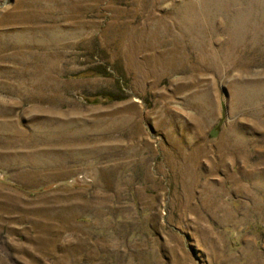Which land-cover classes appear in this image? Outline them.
Returning <instances> with one entry per match:
<instances>
[{"label": "rangeland", "instance_id": "374dc122", "mask_svg": "<svg viewBox=\"0 0 264 264\" xmlns=\"http://www.w3.org/2000/svg\"><path fill=\"white\" fill-rule=\"evenodd\" d=\"M0 264H264V0H0Z\"/></svg>", "mask_w": 264, "mask_h": 264}]
</instances>
